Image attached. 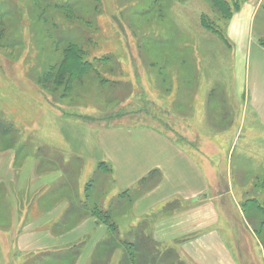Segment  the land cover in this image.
I'll list each match as a JSON object with an SVG mask.
<instances>
[{"label": "rangeland", "instance_id": "rangeland-1", "mask_svg": "<svg viewBox=\"0 0 264 264\" xmlns=\"http://www.w3.org/2000/svg\"><path fill=\"white\" fill-rule=\"evenodd\" d=\"M226 1L231 12L239 7L230 22L248 16L251 2L264 11V0ZM222 16L211 0H0V264H77L89 236L61 247L53 239L87 218L103 223L100 210L114 223L111 233L127 235L132 257L133 238L150 226H136L131 207L139 193L120 191L102 154L107 130H154L203 164L198 151L213 165V154L225 159L236 120L219 103L212 78L232 59L230 22ZM205 20L221 35L206 29ZM70 45L91 70L61 81ZM188 73L205 79L184 88L190 94L184 108ZM249 119L231 157L230 179L213 181L222 193L231 188L223 194L224 212L234 219L243 250L249 230L264 245V127ZM216 131L227 145L198 144L203 132Z\"/></svg>", "mask_w": 264, "mask_h": 264}, {"label": "crops", "instance_id": "crops-1", "mask_svg": "<svg viewBox=\"0 0 264 264\" xmlns=\"http://www.w3.org/2000/svg\"><path fill=\"white\" fill-rule=\"evenodd\" d=\"M250 4L252 11L248 16L234 17L228 26L232 59L223 64L226 72L212 77L217 82L219 103L225 102V113L236 120L234 135L229 144L217 131L213 135L203 132L197 140L200 146L214 144L219 148L228 144L225 159L220 152L213 154L212 161L216 163L213 165L198 151L199 157L206 161L203 164L179 143L154 130L103 132L101 151L114 169L120 191L139 193L131 207L133 216L140 220L136 226L140 223L150 228L148 234L141 229L133 238L135 248L130 251L131 257L124 247L127 235H115L107 224L87 218L53 239L54 246L61 247L89 236L80 254L82 261L77 264H245V261L264 264V245L253 230L249 231L263 251L262 262L253 250L255 239L251 236H245L249 249L239 246L237 225L224 212L227 207L223 196L231 188L226 187L222 193L221 187L216 190L213 186L218 177L230 179L231 157L246 121L251 117L264 127V47L259 44L264 39V11ZM189 76L183 75L182 80L184 108L185 98L190 96L184 88L196 82L202 85L205 79L198 75L195 81ZM197 125L198 129L206 130L205 125ZM221 129L220 125L218 130ZM248 129L253 133V129ZM123 210L121 216L125 214Z\"/></svg>", "mask_w": 264, "mask_h": 264}, {"label": "trees", "instance_id": "trees-1", "mask_svg": "<svg viewBox=\"0 0 264 264\" xmlns=\"http://www.w3.org/2000/svg\"><path fill=\"white\" fill-rule=\"evenodd\" d=\"M211 1L213 2L215 9H217V12L223 14L222 17L226 18L225 20L229 22L232 16L234 15V13L239 8L238 4H236L234 7V11L231 12L228 2L226 0H211ZM214 23L215 22L209 23L208 20H205L203 25L206 29L210 30L212 33L221 35ZM260 44L264 46L263 41H261ZM76 48L77 47L70 45L68 49L65 50L64 52V59H63V62L61 63L62 67L60 70V74L62 75L61 81H63L62 78L64 79L65 75L69 76V79H68V82H69L70 79L76 78L78 76L80 77L82 75H86L91 70V64L84 60L82 52ZM68 82H67V87H68ZM250 203H251V208H253L252 204L257 207L255 202H250ZM97 216L103 221V223L108 225L109 229H111L114 226V223L110 221L111 218L106 212H103L100 210V213H97ZM262 224H264V218H263ZM115 230H116V227H115Z\"/></svg>", "mask_w": 264, "mask_h": 264}]
</instances>
